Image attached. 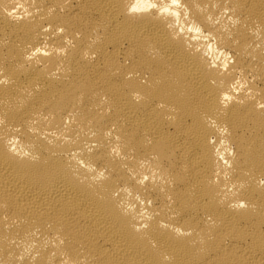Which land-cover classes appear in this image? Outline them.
Masks as SVG:
<instances>
[{"label": "bare ground", "instance_id": "6f19581e", "mask_svg": "<svg viewBox=\"0 0 264 264\" xmlns=\"http://www.w3.org/2000/svg\"><path fill=\"white\" fill-rule=\"evenodd\" d=\"M261 105L264 0H0V264H264Z\"/></svg>", "mask_w": 264, "mask_h": 264}, {"label": "clouds", "instance_id": "9594fccd", "mask_svg": "<svg viewBox=\"0 0 264 264\" xmlns=\"http://www.w3.org/2000/svg\"><path fill=\"white\" fill-rule=\"evenodd\" d=\"M172 4L174 5V6H178V0H172ZM173 15H175V13H173ZM47 30V29H46ZM192 29L190 28L189 29V31H191ZM198 30V29H197ZM61 31H62V29H61ZM225 99H228V97H225ZM261 107H264V105H261ZM13 149H10V151H12ZM230 156L232 155V153L231 152H229L228 153ZM221 159H223V157H221ZM227 163V162H226ZM145 180L147 179V177H145L144 178ZM144 181L142 180V181H140V183H143ZM260 184H262V185H264V180H261L260 181ZM232 207H237V208H244V207H246V204L243 202V201H241V202H239L238 204H233L232 205ZM143 227H146V225H143ZM137 231H139V228H137Z\"/></svg>", "mask_w": 264, "mask_h": 264}]
</instances>
